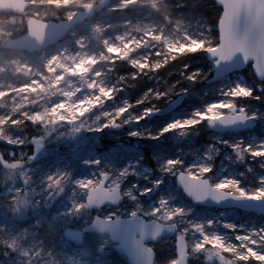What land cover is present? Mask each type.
<instances>
[{
    "label": "rangeland",
    "instance_id": "rangeland-1",
    "mask_svg": "<svg viewBox=\"0 0 264 264\" xmlns=\"http://www.w3.org/2000/svg\"><path fill=\"white\" fill-rule=\"evenodd\" d=\"M27 1L23 15L0 9V147L3 157L16 165L7 169L0 163V264H128L107 235L89 234L75 245L65 238L64 230L91 223L96 214L128 217L136 211L149 220L177 224L187 240L191 264L264 262V214L193 203L176 184L180 171L198 173L200 165H207L212 172L203 178L214 186L233 180L235 186L221 189L264 198L257 196L264 189V156H255L259 165L254 164V157L246 162L247 183L241 180L243 173L236 163L241 155L235 146L243 153L264 145V106L240 100L247 101L251 89L257 91V83L245 73L252 68L232 72L217 82H203L195 93L179 95L182 100L176 108L169 109L176 99L170 98L158 113L150 102L161 95L172 97L170 91L180 94L175 81L154 79L152 83L169 85L164 91L161 83L160 89L149 85L134 94L130 89L140 75L153 78L150 71L179 56L203 54L215 47L217 27L204 16L181 11L184 0H109L57 45L32 53L15 51L5 46L6 38L27 32L28 17L64 19L103 0ZM189 65L195 80L202 64ZM210 67L213 72L212 62ZM262 86L258 83L261 89L254 98L264 94ZM210 105H217L224 116L246 115V127L218 129L216 122L206 118ZM198 112L204 114L203 119L196 116ZM163 114L167 115L155 127L156 116ZM253 115L258 118L252 119ZM188 120L197 123H183ZM173 123L180 126L164 131ZM115 124L120 127L113 129L117 131L110 145L97 142L105 127ZM202 125L211 130L216 143L203 142L187 150L180 146L175 153L162 146L165 135L176 144L192 140ZM28 128L35 131L30 139L24 137ZM218 155L222 158L217 161ZM96 160L102 164L97 166ZM105 173L108 187L121 188L124 200L120 205L74 211L79 203H87L89 190ZM81 180L86 183L78 184ZM137 184L151 191L134 201L129 192ZM161 201L167 206L158 215ZM154 248L156 264L177 258L172 238Z\"/></svg>",
    "mask_w": 264,
    "mask_h": 264
},
{
    "label": "water",
    "instance_id": "water-1",
    "mask_svg": "<svg viewBox=\"0 0 264 264\" xmlns=\"http://www.w3.org/2000/svg\"><path fill=\"white\" fill-rule=\"evenodd\" d=\"M216 5L220 7V4L224 5V13L229 10V5H235L240 3L241 0H214ZM243 2L256 3L257 0H243ZM109 0H103L97 7L94 5H89L75 15L60 19V20H42L36 17H29L27 19V32L21 36L12 38L7 37L5 41V46L11 48L15 51H26L34 52L41 51L47 47L57 45L63 41L66 34L71 31L77 25L86 21L95 15L103 6L107 5ZM28 8V2L26 0H0V9L14 12L17 14H24ZM220 24L218 30V44L212 49L218 52L220 49V44L223 43V29L225 26L224 17L221 13ZM246 21V13L242 14L239 18L240 23V34L243 35L244 24ZM257 51L261 53V58L256 60L253 57L245 59L243 53H236L235 56L229 61H222L217 63L216 57L212 52H206V58L208 61L212 62L214 70L212 76L207 79V83H213L222 80L228 74L241 71L245 69L248 65H251L252 71L258 81L264 83V76L259 75V72H264V52H261V45L257 42ZM179 96L171 103L172 108H176L179 102L182 100ZM241 115V114H240ZM224 116V115H222ZM227 117V116H225ZM247 119L244 121H236L233 124L225 125L220 121L216 122V127L223 131H241L246 127ZM38 141V140H37ZM35 157V156H34ZM0 162L6 168H13L16 165L8 163L1 152L0 149ZM181 173L187 174L186 172L180 171L176 176V184L181 188L183 193L193 202L205 206H214L221 208H232L237 207L242 211H253L257 214H264V198H254L249 196H239L233 192L226 191L224 189H219L218 191L225 193V198L217 201L211 195L207 196L203 200L197 201L194 197L189 195L181 183L179 176ZM108 174L105 173L101 176L99 184L89 190V195L87 201L91 199L92 203L89 205L91 209L100 210L105 206L118 207L120 203L124 200L122 191L120 187H107ZM210 186L214 187L209 178ZM239 197V198H238ZM97 201H102L101 204H97ZM91 223L81 227H66L64 230V236L67 240L71 241L75 245L80 244L85 238L86 234H105L109 237L112 243H114V249L119 254L127 257L128 264H156V250L154 256L152 257V249L154 245L159 243L165 238L175 239L176 242V260L171 262V264H191L189 262L190 254L188 251V243L186 238L178 234L179 227L177 224H165L157 219H150L138 215V219L144 225L143 231L137 228L135 231L131 230L127 221L132 219V215L128 217H115L113 220L119 219L120 228L116 235H113L111 231H100L95 227V218ZM184 237V239H181ZM140 241V245H136V241ZM155 249V248H154ZM264 264V262L257 263Z\"/></svg>",
    "mask_w": 264,
    "mask_h": 264
},
{
    "label": "snow or ice",
    "instance_id": "snow-or-ice-1",
    "mask_svg": "<svg viewBox=\"0 0 264 264\" xmlns=\"http://www.w3.org/2000/svg\"><path fill=\"white\" fill-rule=\"evenodd\" d=\"M221 13L224 17L225 26L223 29V43L220 44V49L218 52H215L212 48H209L208 51L212 52L216 57L217 63L219 64L222 61H229L235 56L236 53H243L245 59L249 57H253L256 60L261 58V53L257 51L256 45L257 42L261 45V52H264V0H257L256 3H245L241 0L240 3L235 5H229V10L227 13H224V5L220 4ZM246 13V21L244 24V32L243 35L240 34V23L239 18L242 14ZM218 27L220 24V20L218 18L217 21ZM259 75L264 76V72H259ZM192 78V77H189ZM237 88H241L244 86L237 85ZM264 87V86H262ZM252 95L253 90L251 89ZM228 95H232V91L229 90ZM259 98V97H257ZM232 111L235 112V107L233 106ZM207 112V120L209 123L214 124L217 121L225 125H230L235 123L236 121H244L248 119L246 115H229L227 117L222 116L220 112L217 110V105H210L206 109ZM196 116L204 118V114L196 113ZM252 119H257L258 116L253 115ZM187 125H195L197 123L196 120H188L183 122ZM180 125L177 123H173L169 126L168 129H164V131H169L170 129L178 128ZM131 135H138V133H130ZM40 146L37 144L36 151L39 152ZM235 150L238 154L243 156L241 152L240 146H235ZM246 151L250 152L253 156H264V145L259 146V150L253 151L251 147L246 149ZM36 157H30V159L35 160ZM211 157H209L210 159ZM96 165L99 166L102 164V161L96 160ZM212 172V168L207 165H200L199 172L193 173L191 169H189L187 174L181 173L179 179L186 189L187 193L195 198V200L200 201L211 195L217 201L225 198V193L218 191L219 189L225 187L226 185L235 186V181L233 180H224L222 182L217 183L214 187L210 186L208 179L203 178L205 174H209ZM61 180L56 179L55 184L60 185ZM78 184L83 185L86 183L85 181H77ZM155 184L160 183L159 181H155ZM261 183L264 184V178H261ZM123 187V186H122ZM63 191V189H60ZM151 191V189L141 190L140 186L134 185L133 189L129 192L130 198L134 201H137L141 195L147 194V192ZM244 193H239V196H244ZM257 196H264V189H261ZM239 198V197H238ZM92 203L91 199L87 201V203H79L74 211L83 212L86 207H88ZM97 204L102 205V201H97ZM166 202L161 201L160 208L157 210V214L160 215L163 213L164 208L166 207ZM65 215H70V213H65ZM132 219L127 221V224L130 226L131 230L135 231L139 228L143 231L144 225L137 218L138 211L133 212ZM95 227H97L100 231H111L113 235H116L120 228L119 219L113 220L111 216L104 217L101 215H97L95 218ZM184 239V237H181ZM136 245H140V241L137 240ZM152 257L154 256L155 249H152ZM191 259V257H190ZM170 260L168 264H171Z\"/></svg>",
    "mask_w": 264,
    "mask_h": 264
},
{
    "label": "trees",
    "instance_id": "trees-1",
    "mask_svg": "<svg viewBox=\"0 0 264 264\" xmlns=\"http://www.w3.org/2000/svg\"><path fill=\"white\" fill-rule=\"evenodd\" d=\"M177 2L179 3V1L177 0ZM184 5H182L181 7H179V9L181 11H185L186 13L192 15V16H204L205 18L208 19V21L212 24H214L217 27V21L218 18H220L221 15V8L216 5L214 0H184ZM62 16H60L59 18H61ZM53 18H49L47 17L46 20H51ZM216 34V40L214 42V46L218 44V33L215 31ZM200 61V63L202 64L203 70L201 72L198 73V75H194V79L193 76L190 75V70H191V66L190 64H195V62ZM121 68V67H120ZM211 67H210V62L207 60L206 58V52L203 54L200 53H194L193 55L189 56V57H184V56H179L178 58H176L174 61H170L167 64H165L162 68L157 69V70H152L150 72H152V74L154 75L153 78H149L147 76L144 75H140L138 77H136L135 79V85L133 87H130L131 92L137 93V92H142L145 88H147L149 85L154 86V85H159L161 83V81H159V83H152L154 81V79L158 78L160 80L163 79H168L170 80L169 82L175 81L176 82V87L177 90H180V94L178 93V95L176 96L177 92H172L170 91L169 95L170 96H165V95H161L158 99L151 101L150 104L155 108L153 109V112L158 113L160 110H163L166 106H167V101L170 98H176L185 93L188 92V94H190L191 92L195 93L194 91L198 90V85L202 84L203 82H206V78H209L212 75V71H211ZM117 70H120L119 67H117ZM124 70V69H123ZM119 73V72H118ZM246 74H248V80H252L254 82L257 83V91H253V94H257L260 92L261 87H258V83L262 84V82L258 81L257 78L255 77L254 73L252 72V70H247L245 71ZM162 77V78H161ZM192 77V78H189ZM149 78V79H148ZM169 85L167 84H162L161 83V90H166V88L168 89ZM159 89H160V85H159ZM162 93V92H161ZM174 94V95H173ZM174 96V97H173ZM176 96V97H175ZM246 98H244L245 100ZM247 101H244L242 99L241 102L242 104H246V105H256L258 107L264 106V94H262L259 98H254L252 94H250L247 98ZM201 102V100L197 99L196 102ZM240 102V105H241ZM170 105V103H169ZM245 105V106H246ZM170 110L174 109L171 107H169ZM165 115L167 114H163L162 116H156V121H155V127H157L158 124H160L162 122L163 117H165ZM148 118L150 117L147 116ZM120 125L119 124H115L113 125H108L107 127H105V129L101 132V135L98 136L96 138L97 142L99 143H103L105 146L110 145V142H112L113 138L112 135L115 134L114 132H116L117 130L113 131V129L115 128H119ZM34 132L32 129L28 128L25 132H24V137L26 139H30L33 135ZM196 132L197 135L194 136L192 138V140H185V141H181L179 143H175V142H171V138L169 135H165L167 138V141L165 144H163L162 146H164V148H166L167 150L169 149L171 153H175V151L181 146L184 149H188L190 146H194L196 144H201L203 142H214L216 143V140L214 139L213 136H211V130H208L205 125H202L201 128L199 130H197ZM93 142L94 139H93ZM31 148V146H29ZM29 148V149H30ZM163 147H161V150L164 149ZM222 152H226L224 150H222ZM252 157H254L255 159V165H259V157H255L252 156V154L248 151L243 150V156H239L238 160L236 163L239 164L238 169L243 173V175L241 176V180L244 183H247V171L248 169L246 168L245 164L248 160H250ZM220 158H222L220 155L217 156V161L220 160ZM152 162V161H151ZM2 167H4L2 165ZM6 168V167H4ZM0 169H2L0 167ZM10 169V168H7ZM72 226V225H71Z\"/></svg>",
    "mask_w": 264,
    "mask_h": 264
},
{
    "label": "bare ground",
    "instance_id": "bare-ground-1",
    "mask_svg": "<svg viewBox=\"0 0 264 264\" xmlns=\"http://www.w3.org/2000/svg\"><path fill=\"white\" fill-rule=\"evenodd\" d=\"M82 264V263H81Z\"/></svg>",
    "mask_w": 264,
    "mask_h": 264
}]
</instances>
